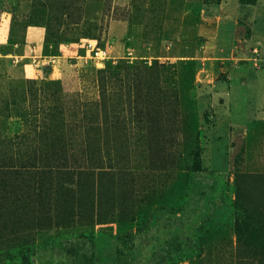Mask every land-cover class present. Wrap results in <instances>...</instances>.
<instances>
[{"label": "rangeland", "instance_id": "obj_1", "mask_svg": "<svg viewBox=\"0 0 264 264\" xmlns=\"http://www.w3.org/2000/svg\"><path fill=\"white\" fill-rule=\"evenodd\" d=\"M242 221L264 0H0V264H264Z\"/></svg>", "mask_w": 264, "mask_h": 264}, {"label": "trees", "instance_id": "obj_2", "mask_svg": "<svg viewBox=\"0 0 264 264\" xmlns=\"http://www.w3.org/2000/svg\"><path fill=\"white\" fill-rule=\"evenodd\" d=\"M236 231L240 238H246V242L247 239H250V237L246 236V232L253 238H257L258 243H260V249L262 248L264 250V228L262 226H256L252 221H242L237 225Z\"/></svg>", "mask_w": 264, "mask_h": 264}, {"label": "built area", "instance_id": "obj_3", "mask_svg": "<svg viewBox=\"0 0 264 264\" xmlns=\"http://www.w3.org/2000/svg\"><path fill=\"white\" fill-rule=\"evenodd\" d=\"M89 50L92 52L93 56L97 59L104 61L109 58L108 51L97 45L90 44Z\"/></svg>", "mask_w": 264, "mask_h": 264}]
</instances>
